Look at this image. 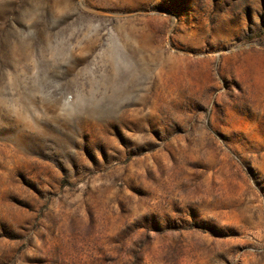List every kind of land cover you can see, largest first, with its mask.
<instances>
[{
    "label": "rangeland",
    "instance_id": "obj_1",
    "mask_svg": "<svg viewBox=\"0 0 264 264\" xmlns=\"http://www.w3.org/2000/svg\"><path fill=\"white\" fill-rule=\"evenodd\" d=\"M0 264H264V0H0Z\"/></svg>",
    "mask_w": 264,
    "mask_h": 264
}]
</instances>
